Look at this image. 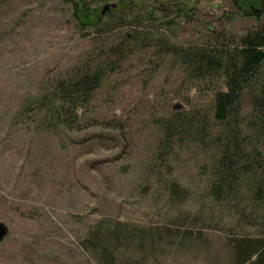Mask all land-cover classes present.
<instances>
[{
    "label": "rangeland",
    "instance_id": "374dc122",
    "mask_svg": "<svg viewBox=\"0 0 264 264\" xmlns=\"http://www.w3.org/2000/svg\"><path fill=\"white\" fill-rule=\"evenodd\" d=\"M84 2L114 39L132 32L135 17L150 37L184 46L206 36L236 40L264 27L258 0V16L231 0H133L103 15L118 0ZM72 11L70 0H0V221L9 229L0 264H101L96 242L115 264H232L228 240L264 236V226L221 215L206 196L197 157L176 155L164 177L146 172L157 135L152 116L204 109L211 100L170 53L145 48L108 78L90 105L93 127L51 135L19 116L27 97L102 43ZM116 119L127 127L111 129L108 121ZM166 180L187 192L183 201L171 199Z\"/></svg>",
    "mask_w": 264,
    "mask_h": 264
},
{
    "label": "trees",
    "instance_id": "16d2710c",
    "mask_svg": "<svg viewBox=\"0 0 264 264\" xmlns=\"http://www.w3.org/2000/svg\"><path fill=\"white\" fill-rule=\"evenodd\" d=\"M70 1L79 27L94 30L93 35L102 43L87 60L76 63L42 93L27 97L19 116L32 120L36 132L51 135L93 127L96 119L90 105L104 82L123 71L145 48L164 49L189 80L210 92L211 100L204 109L152 116L157 135L147 174L170 175L178 154L197 157L199 173L207 178L206 196L221 215H235L236 225L264 226V27L236 40L206 36L202 43L184 46L167 37H150L140 17H135V24H129L132 32L114 39L112 30L100 27L99 17L84 0ZM231 1L239 8L248 6L249 16L260 13L255 0ZM125 2L132 6L133 0H118L115 8ZM125 125L117 119L108 121V126L118 131ZM166 183L172 200L186 198L187 192L176 181ZM108 234L106 230L101 236L108 240ZM141 234L140 244L145 241V233ZM228 241L232 264H264L263 235H240ZM91 245L101 264H115L114 254L104 244Z\"/></svg>",
    "mask_w": 264,
    "mask_h": 264
},
{
    "label": "water",
    "instance_id": "95a60500",
    "mask_svg": "<svg viewBox=\"0 0 264 264\" xmlns=\"http://www.w3.org/2000/svg\"><path fill=\"white\" fill-rule=\"evenodd\" d=\"M264 2V0H261ZM115 4L112 5H105L101 11V15H103L106 11H108L110 8H114ZM9 229L8 227L0 221V243L8 236Z\"/></svg>",
    "mask_w": 264,
    "mask_h": 264
},
{
    "label": "flooded vegetation",
    "instance_id": "af4514ba",
    "mask_svg": "<svg viewBox=\"0 0 264 264\" xmlns=\"http://www.w3.org/2000/svg\"><path fill=\"white\" fill-rule=\"evenodd\" d=\"M258 3H259V6H260L259 11H261V9L264 10V2L261 1V0H258Z\"/></svg>",
    "mask_w": 264,
    "mask_h": 264
}]
</instances>
